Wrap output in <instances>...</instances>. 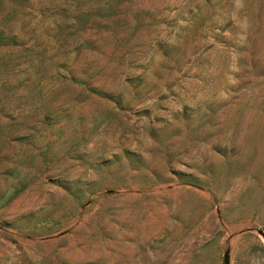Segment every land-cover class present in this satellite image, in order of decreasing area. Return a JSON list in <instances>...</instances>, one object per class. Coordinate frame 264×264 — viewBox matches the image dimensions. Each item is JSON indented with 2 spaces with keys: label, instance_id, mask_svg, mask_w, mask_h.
Returning a JSON list of instances; mask_svg holds the SVG:
<instances>
[{
  "label": "rangeland",
  "instance_id": "1",
  "mask_svg": "<svg viewBox=\"0 0 264 264\" xmlns=\"http://www.w3.org/2000/svg\"><path fill=\"white\" fill-rule=\"evenodd\" d=\"M0 264H264V0H0Z\"/></svg>",
  "mask_w": 264,
  "mask_h": 264
}]
</instances>
